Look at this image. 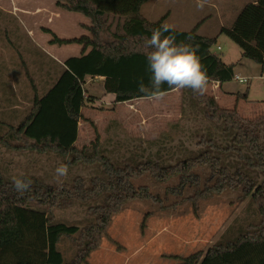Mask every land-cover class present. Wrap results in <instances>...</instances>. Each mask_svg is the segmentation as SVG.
<instances>
[{
	"label": "trees",
	"instance_id": "1",
	"mask_svg": "<svg viewBox=\"0 0 264 264\" xmlns=\"http://www.w3.org/2000/svg\"><path fill=\"white\" fill-rule=\"evenodd\" d=\"M54 1L91 22L90 38L53 36L52 45L81 46L80 56L62 64L34 48L14 18L2 22L6 16L0 11V264H88L113 217L135 204L145 209L144 225L155 214L190 211L197 217L222 202L243 205L240 214L205 254L178 264H264V114L247 119L237 102L225 109L210 94L185 88L182 113L199 124L194 149L170 143L167 133L147 142L119 140L117 121L108 123L101 144L97 138L77 149L86 78H102L114 104L150 99L138 90L141 81L150 87L151 49L144 39L163 24L140 14L149 0ZM172 30L178 43L199 45L209 84L235 78L234 66L211 52L217 36ZM220 34L264 73V0L246 5ZM161 91L176 90L163 84ZM60 163L69 169L63 179L55 171ZM20 173L32 182L23 195L11 179Z\"/></svg>",
	"mask_w": 264,
	"mask_h": 264
},
{
	"label": "rangeland",
	"instance_id": "2",
	"mask_svg": "<svg viewBox=\"0 0 264 264\" xmlns=\"http://www.w3.org/2000/svg\"><path fill=\"white\" fill-rule=\"evenodd\" d=\"M252 1L208 0L203 9H198L196 0H149L140 11L142 17L152 23L162 21L163 25L178 31L196 29L202 37L217 36V43L211 48L212 54L224 64L234 66L235 78L224 83L222 90L231 100L221 99L215 83L209 84L206 93L225 109L233 108L237 102L239 114L247 119L264 114V75L260 66L242 59L240 48L220 31L230 29L238 14ZM0 11L6 16L2 17V22H10L7 16L14 18L34 48L36 45L40 49L56 50L60 46L50 44L53 36L61 40L82 36L90 38L88 28L91 22L80 14L60 9L54 0H0ZM108 22L111 23L112 19L108 18ZM115 22L111 34L116 32ZM0 25L3 24L0 22ZM103 37L110 38L107 34ZM7 44L14 45L12 41ZM63 48L60 54L72 57L81 50L77 45ZM237 78L245 80V83L237 82ZM83 90L96 97L97 101L93 98L86 102L92 107H82L77 149L95 143L97 138L101 144L108 136L106 129L112 121L122 126V131L117 133L119 140L147 142L167 133L170 143L181 142L194 149V133L199 124L194 123L187 112L182 113L187 107L183 105L181 90L163 95L159 100L145 99L125 104H114L113 95L104 92L101 82L88 80ZM238 95L242 99L236 100ZM23 107L27 105L23 104ZM174 125L176 127H171ZM242 206L222 202L204 208L197 217L190 211L183 215L155 214L143 225L145 209L135 204L132 209L113 217L105 237L91 253L88 264H178L180 259L197 252L205 254L240 214Z\"/></svg>",
	"mask_w": 264,
	"mask_h": 264
},
{
	"label": "clouds",
	"instance_id": "3",
	"mask_svg": "<svg viewBox=\"0 0 264 264\" xmlns=\"http://www.w3.org/2000/svg\"><path fill=\"white\" fill-rule=\"evenodd\" d=\"M207 3L208 0H196V7L203 9ZM172 33L171 26L164 24L152 30L151 36L144 39L145 48L151 49L146 55L148 70L151 72L150 87L141 81L138 90L150 99L163 98V84L177 91L190 88L199 95H203L208 89L209 77L198 55L199 45L178 43ZM55 171L56 176L62 178L67 177L69 169L67 164L60 163ZM11 179L13 188L19 195L30 191L32 182L24 178L23 173L14 175Z\"/></svg>",
	"mask_w": 264,
	"mask_h": 264
},
{
	"label": "crops",
	"instance_id": "4",
	"mask_svg": "<svg viewBox=\"0 0 264 264\" xmlns=\"http://www.w3.org/2000/svg\"><path fill=\"white\" fill-rule=\"evenodd\" d=\"M31 40V39H30ZM62 40H64V39H62ZM50 45V44H49ZM50 46H52V45H50ZM35 47L37 48V49H39V51H41L42 53H44L47 57H48V59L50 58V59H52L53 61H55L56 63H58V64H62L66 59H68V58H72V56H69V55H66V53L65 54H60V51L62 50V49H64L63 47L64 46H62V47H58L56 50H52V49H50V48H47V49H40V48H38L36 45H35ZM78 47V46H77ZM81 49V48H80ZM68 53V52H67ZM80 54H81V50L79 51V52H77V55L76 56H74V57H78V56H80ZM48 71V69L47 68H45L44 70H43V72H42V76L44 77V75L46 74V72ZM88 80H91V78H86V80H85V84H84V86L85 85H87V81ZM92 80H94V81H96V82H101L102 84H103V79L102 78H96V79H92ZM215 85H216V90H217V92L218 93H221V99L222 100H224V99H230L231 100V98H229L228 96H227V94H225V93H222V90H223V84L222 85H219V84H217V83H215ZM84 86H83V88H84ZM84 91V90H83ZM174 93V92H173ZM84 94H85V101H84V105L85 106H87V107H92L93 105H91V104H87L86 102L87 101H89V100H91V99H96V100H94V101H97V98L96 97H94V96H90V95H88V93L85 91L84 92ZM218 102L220 103L221 102V100H219L218 99ZM27 106H29L28 104H26ZM81 114H82V109H81ZM78 125H79V123H78ZM76 126V140H77V131H78V127L79 126ZM76 145V142L74 143V146Z\"/></svg>",
	"mask_w": 264,
	"mask_h": 264
},
{
	"label": "built area",
	"instance_id": "5",
	"mask_svg": "<svg viewBox=\"0 0 264 264\" xmlns=\"http://www.w3.org/2000/svg\"><path fill=\"white\" fill-rule=\"evenodd\" d=\"M263 75H264V73H263ZM237 82L243 84V83H245V80H243V79H241V78H237Z\"/></svg>",
	"mask_w": 264,
	"mask_h": 264
}]
</instances>
